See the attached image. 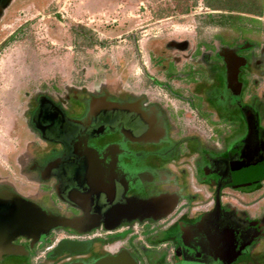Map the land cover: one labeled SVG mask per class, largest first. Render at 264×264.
Listing matches in <instances>:
<instances>
[{
  "label": "flooded vegetation",
  "instance_id": "1",
  "mask_svg": "<svg viewBox=\"0 0 264 264\" xmlns=\"http://www.w3.org/2000/svg\"><path fill=\"white\" fill-rule=\"evenodd\" d=\"M60 1L0 0V31ZM263 6L249 0L211 36L154 35L145 55L134 39L117 65L21 86L0 264H264Z\"/></svg>",
  "mask_w": 264,
  "mask_h": 264
},
{
  "label": "rangeland",
  "instance_id": "2",
  "mask_svg": "<svg viewBox=\"0 0 264 264\" xmlns=\"http://www.w3.org/2000/svg\"><path fill=\"white\" fill-rule=\"evenodd\" d=\"M248 2L61 0L56 9L35 20L32 15H36V11H31L26 18L29 24L21 22L11 27L4 24L6 28L0 31V45L12 32L15 34L0 46V161L7 163L6 154L15 145L11 134L19 112L15 100L20 95V87L28 81L62 79L71 65L75 67L77 62L85 60L99 63L104 57L117 65L119 60L132 58L134 39L140 41V50L145 55L144 45L154 35L211 36L220 33L221 28L204 23L206 16L237 10L248 13ZM189 9H193L192 12ZM261 12L264 17V9ZM13 18H19V14ZM79 32L84 34L80 37ZM138 45L136 42L137 49ZM35 69L39 73L33 75Z\"/></svg>",
  "mask_w": 264,
  "mask_h": 264
},
{
  "label": "trees",
  "instance_id": "3",
  "mask_svg": "<svg viewBox=\"0 0 264 264\" xmlns=\"http://www.w3.org/2000/svg\"><path fill=\"white\" fill-rule=\"evenodd\" d=\"M243 9H245L243 7ZM193 9H189L192 12ZM240 13V11H229V13L221 12V13H210L206 16L204 21L207 25L217 26L221 29H228L236 24L234 17H237L235 14ZM238 20V19H237ZM239 22L237 21V24Z\"/></svg>",
  "mask_w": 264,
  "mask_h": 264
},
{
  "label": "water",
  "instance_id": "4",
  "mask_svg": "<svg viewBox=\"0 0 264 264\" xmlns=\"http://www.w3.org/2000/svg\"><path fill=\"white\" fill-rule=\"evenodd\" d=\"M44 221L45 223L43 227H45L46 230L59 226V221H57L56 219H50V218L45 217ZM25 226H26L25 223H21V219H17L11 225L9 224L8 228H6L5 231H11L12 229H15L14 231H16Z\"/></svg>",
  "mask_w": 264,
  "mask_h": 264
}]
</instances>
